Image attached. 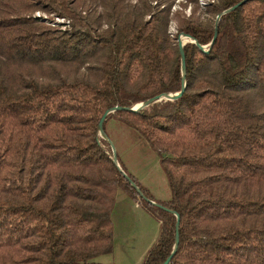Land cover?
<instances>
[{
	"label": "trees",
	"instance_id": "16d2710c",
	"mask_svg": "<svg viewBox=\"0 0 264 264\" xmlns=\"http://www.w3.org/2000/svg\"><path fill=\"white\" fill-rule=\"evenodd\" d=\"M173 1L0 0V264H100L112 252L116 193L140 196L97 143L99 122L177 93L178 36L209 45L216 25L205 50L183 46L180 100L109 114L102 133L116 118L158 153L164 202L117 160L179 216L175 246L174 216L145 201L160 230L140 264H264V0L224 15L243 0L202 12L182 0L189 16Z\"/></svg>",
	"mask_w": 264,
	"mask_h": 264
},
{
	"label": "rangeland",
	"instance_id": "374dc122",
	"mask_svg": "<svg viewBox=\"0 0 264 264\" xmlns=\"http://www.w3.org/2000/svg\"><path fill=\"white\" fill-rule=\"evenodd\" d=\"M214 2H216V0H198L197 6L202 12L205 6ZM182 4H184L182 0H174L171 11L176 12L183 10L184 14L189 16L191 6L189 5L183 9ZM152 5H155V3H152ZM33 17H40L44 23L51 27L65 29L67 28L66 25H68V21L43 12H35ZM219 20H217V22ZM170 32L173 35L176 34L174 23H171ZM187 42L188 39L182 38V44ZM205 48H208V45H205ZM171 105L172 104H169V107ZM150 106H153L156 111H163L169 108L163 104L156 103ZM105 131V137L103 134L101 135L98 133L99 136L97 134V143L99 146H101L110 157L114 152L125 171L131 175L154 200L158 202L169 200L170 189L158 153L152 150L137 132L123 123H119L116 118L108 122ZM99 137L105 139L108 145L103 147ZM136 202L141 206L139 209L134 205ZM142 207L145 209L147 208L146 202L141 196L137 201H133L124 192L120 190L117 191L114 207L111 212V220L114 226L113 249L109 254L99 255L94 259V262L100 264L140 263L148 248L156 241L160 230V223L153 217L151 210L148 209L152 216Z\"/></svg>",
	"mask_w": 264,
	"mask_h": 264
},
{
	"label": "water",
	"instance_id": "95a60500",
	"mask_svg": "<svg viewBox=\"0 0 264 264\" xmlns=\"http://www.w3.org/2000/svg\"><path fill=\"white\" fill-rule=\"evenodd\" d=\"M245 1L246 0L241 1L240 3L235 5L234 7L230 8L227 11H225L222 15L233 11L235 8H237L239 5H241ZM222 15L218 16L217 20H219ZM217 33H218V30H217V25H216L212 41H211V43L208 46H210L212 44V42L215 40V38L217 37ZM182 38L189 39V42H188L189 46L194 45V46H196V47H198V48H200L202 50H205V46L200 45L196 40L192 39L191 37H189L187 35H184V34L179 35L177 43H178V48H179V61L181 63L182 76H181V83H180V87H179L178 92L177 93L161 94V95H158V96H156L154 98H151V99L147 100L144 103L136 104V105H141L138 109H132V107H128L127 108V107H118V106H116V107L108 110L103 115V117L101 118V120L99 122L98 133L100 131H103L104 121H105L106 117L109 114H113V113H115L117 111H120V110L138 112L139 110L154 104L156 102V100L159 99L160 97H164V96L171 95V94H174V96H175L174 97V102H177L178 100H180V98L182 97L183 93L185 92V88H186V81H185V57H184L185 56V51H184L183 45H182ZM110 158H111L112 162L114 163V165L116 166V168L118 169V171L121 173V175L126 179L127 183H129V185L139 194V196H141L147 203H149L151 205H154V206H156L158 208H161L164 211H166L167 213H169V214L174 216V218L176 220V223H175V227H176L175 246H176L177 243H178V234H177V232H178V227H179V216L174 211L166 209V208H163L161 205L155 204L152 201L146 199L145 196H143V194L141 193L140 189L137 187L136 183L127 174H125L123 172V170H122V168H121V166H120V164H119V162L117 160L116 155L113 153V155ZM168 263H169V259H167L163 264H168Z\"/></svg>",
	"mask_w": 264,
	"mask_h": 264
},
{
	"label": "bare ground",
	"instance_id": "6f19581e",
	"mask_svg": "<svg viewBox=\"0 0 264 264\" xmlns=\"http://www.w3.org/2000/svg\"><path fill=\"white\" fill-rule=\"evenodd\" d=\"M187 39V38H186ZM189 40V39H188ZM184 46V44H182ZM174 95H167V96H164V97H160L159 99L156 100L155 103H159L161 102L162 100L164 101H174ZM141 105H137L135 107H133L132 109H138ZM101 135L103 134L102 131L99 132ZM105 140V139H104Z\"/></svg>",
	"mask_w": 264,
	"mask_h": 264
},
{
	"label": "crops",
	"instance_id": "0c3cea01",
	"mask_svg": "<svg viewBox=\"0 0 264 264\" xmlns=\"http://www.w3.org/2000/svg\"><path fill=\"white\" fill-rule=\"evenodd\" d=\"M106 138H107V137H106ZM107 140H108V139H107ZM108 143H109V141H108ZM111 149H112V148H111ZM113 153H114V152H113ZM116 157H117V155H116ZM153 200H154V199H153ZM155 201H156V200H155ZM152 202L155 203L154 201H152ZM155 204H156V203H155ZM134 205H135L136 207H138V209L141 207V206H139V203H138V202H136ZM142 208H143L146 212L149 213V210H148L149 208H148V207H147L146 209H145L144 207H142ZM149 215H151V214L149 213ZM151 216H152V215H151ZM154 241H155V240H154ZM153 243H154V242H153ZM152 245H153V244H152ZM152 245H151V246H152ZM148 246H149V245H148ZM148 246H147V247H148ZM149 249H150V247L148 248V250H149ZM148 250H147V251H148ZM142 259H143V258H142ZM142 259H141V260H142ZM140 262H141V261H140ZM139 264H140V263H139Z\"/></svg>",
	"mask_w": 264,
	"mask_h": 264
},
{
	"label": "built area",
	"instance_id": "2783aa9c",
	"mask_svg": "<svg viewBox=\"0 0 264 264\" xmlns=\"http://www.w3.org/2000/svg\"><path fill=\"white\" fill-rule=\"evenodd\" d=\"M203 1H205V0H203Z\"/></svg>",
	"mask_w": 264,
	"mask_h": 264
}]
</instances>
